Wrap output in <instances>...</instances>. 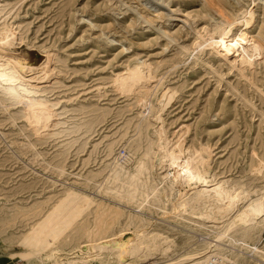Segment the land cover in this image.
I'll return each instance as SVG.
<instances>
[{
  "label": "rangeland",
  "instance_id": "rangeland-1",
  "mask_svg": "<svg viewBox=\"0 0 264 264\" xmlns=\"http://www.w3.org/2000/svg\"><path fill=\"white\" fill-rule=\"evenodd\" d=\"M225 2L221 7L230 14L254 13L245 58L239 52L223 57L199 46L206 30L222 21L217 0H0V29L9 27L13 34L12 48L3 51L22 64L46 61L52 72L42 96L56 104L45 115L14 105L0 93V264H40L21 261V245L33 236L32 249L42 255L48 250L45 243L75 223L68 216L84 199L94 205L57 246L61 262L82 245L97 204L120 210L109 234L115 240L145 231L156 233L158 245L167 237L173 243L168 260L206 252L202 242L214 240L218 229L191 226L176 217L182 196L201 185L172 177L175 170L166 160L161 170L155 167L160 128L180 163L190 158L207 171L208 180L246 194L239 206L264 196V3ZM136 11L152 12L151 28H144ZM174 19L165 28L172 38L167 40L160 23ZM167 90L170 99L161 109L159 100ZM146 95L149 110L140 103ZM142 111L145 118L138 116ZM124 156L132 158L130 166L148 156V188L158 184V173H169L173 190L166 188L161 204L139 209L126 200L127 184L106 181L114 158L122 163ZM128 215L141 221L133 218L129 224ZM245 242L264 252V226ZM156 252L152 256L161 258ZM216 260L264 264V255L226 241Z\"/></svg>",
  "mask_w": 264,
  "mask_h": 264
},
{
  "label": "bare ground",
  "instance_id": "bare-ground-1",
  "mask_svg": "<svg viewBox=\"0 0 264 264\" xmlns=\"http://www.w3.org/2000/svg\"><path fill=\"white\" fill-rule=\"evenodd\" d=\"M225 1L226 0H217V4L220 7L219 11L224 12V15H221L223 18L220 17L222 21L220 23H214L209 31L206 30L207 37L201 40L199 46L210 47L215 54L222 55L223 57H229L232 53L239 52L242 53V57L245 58L248 55L246 52V45L249 37L248 31L250 30V23L254 18V13L252 9H244L235 14H230L228 12L229 10L227 11L226 8L221 7ZM262 1L264 3V0ZM147 12H143L146 14L143 15L142 12L136 11V14L143 23L146 24L144 28H151L153 25V16L151 11ZM226 16L230 20L226 19ZM175 20L176 19L160 23L162 36L167 40H172V38L166 30V27ZM240 23L242 26H245L244 30L237 28ZM12 46L13 34L11 28L2 27V29H0V93L8 98L14 105H20L26 109L31 108L39 112L41 111L42 114L46 115L49 109H54L56 106V104L49 103L45 96H42L46 92L44 86L48 84L50 80L49 74L52 71L48 68L46 61L38 65L22 64L14 56L3 51L4 48H12ZM169 95V90L163 92L159 100L161 109L168 103L170 99ZM140 103L142 107L148 110L151 108V103L147 95L140 100ZM144 113L145 111L139 112L138 116L140 118H145L143 115ZM157 120H160V117H157ZM158 149L159 152H157V158H155L157 165H155V161H153V167L155 165L156 168L161 170L163 168L162 164L166 160L169 162V166L173 167L175 170L174 173L171 174L172 177H187L189 181L197 180L201 185L200 189H192L191 193H186L187 197L182 196L180 202L177 203L179 214L176 217L180 221L191 226L205 227L206 224H210L218 229L215 233L214 240L202 242V244L208 247L206 252H187V254L175 260H168L167 254L171 251L170 249L173 246L171 244L173 243L167 237H163L162 243L158 245L156 233L153 234L150 232V234L145 231L136 234L133 239L131 238L127 241L115 240L109 237V234L116 226L119 217L122 216L121 212L119 209H105L101 204H97L93 212L90 213L91 220L88 227L84 230V241L82 245L78 248L77 252L72 253L73 256L71 258H67L65 262H61L58 256L59 250L56 249L57 246L64 241L67 233L78 223L87 211H90L89 209L91 206L94 205V201L91 199H84L79 203V208H75L73 210L74 212L72 211L73 213L68 216L69 218H76L77 220L75 223L68 225L66 223L67 226L65 227V231L58 239L53 242L51 240L49 243H45V249L47 248L48 250L44 251L42 255L41 252L33 250L32 245L36 242L32 238L33 236H31V238L28 239V245H21L20 247L22 249L18 255L20 260L27 263H32L37 260L40 264H44L45 260L51 262V264H89V262L93 260L102 262L104 259L108 261L105 264H109L111 260H115L116 264H206L208 261L210 262L209 264H212V261L219 259V255L226 241L232 247H247L249 250H254L256 253L264 255L262 250H259L256 246L250 247L245 242V239L248 238L254 230L264 226V196L258 199L255 198L253 201L250 200L246 204L239 206V203L245 200L247 195L245 194L244 196V194L238 193L239 191L237 192L235 190L236 188L228 189L225 187L224 183L208 180L209 178L206 176L207 171L204 173L200 171L197 165L192 163V159L190 158L180 163L179 156L176 155L173 148L169 146V142L161 128L158 132ZM147 157L143 156L135 162L133 161L131 166L132 158L125 157L122 163H120L115 157L114 166H112L114 169L108 177L106 176V181L108 182L112 181L114 184L119 183L122 186L127 184V190L124 193L126 195V200L128 203H138L137 206L139 209H142L146 204H152L153 206H156V203L161 204L163 195L167 197L168 191L171 192L173 190V183L167 180L169 173L165 175L158 173V184L148 188L147 181L149 180L145 179V172L149 174V169L144 161V158ZM179 164H183V168H187V170L183 171L181 167L179 168ZM183 173H186V175L184 176ZM147 176L148 175H146V177ZM113 183L112 187L115 186ZM112 191H114V189ZM116 191H114V193ZM114 195L116 196V193ZM121 197L122 196L119 195V200ZM138 200L139 202H137ZM133 218L140 220L139 217L128 215L127 221L129 224H131ZM238 233L243 235L241 239L236 238ZM159 235L160 234H158V236ZM155 250L160 252L162 255L161 258L152 256L154 255L152 252H155ZM56 259H58V261ZM158 259L164 261L153 263V261Z\"/></svg>",
  "mask_w": 264,
  "mask_h": 264
},
{
  "label": "built area",
  "instance_id": "built-area-1",
  "mask_svg": "<svg viewBox=\"0 0 264 264\" xmlns=\"http://www.w3.org/2000/svg\"><path fill=\"white\" fill-rule=\"evenodd\" d=\"M212 264H215V263H212Z\"/></svg>",
  "mask_w": 264,
  "mask_h": 264
}]
</instances>
